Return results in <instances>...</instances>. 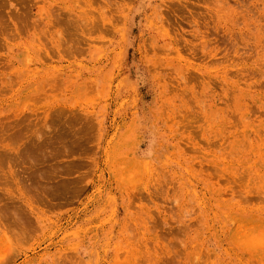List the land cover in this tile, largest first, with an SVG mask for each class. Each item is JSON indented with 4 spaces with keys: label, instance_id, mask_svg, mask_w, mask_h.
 I'll use <instances>...</instances> for the list:
<instances>
[{
    "label": "rangeland",
    "instance_id": "374dc122",
    "mask_svg": "<svg viewBox=\"0 0 264 264\" xmlns=\"http://www.w3.org/2000/svg\"><path fill=\"white\" fill-rule=\"evenodd\" d=\"M104 1L0 0V264H264V0Z\"/></svg>",
    "mask_w": 264,
    "mask_h": 264
},
{
    "label": "bare ground",
    "instance_id": "6f19581e",
    "mask_svg": "<svg viewBox=\"0 0 264 264\" xmlns=\"http://www.w3.org/2000/svg\"><path fill=\"white\" fill-rule=\"evenodd\" d=\"M103 1H104V0H103ZM105 1L109 3L111 0H105ZM105 1H104V2H105ZM48 10H49V9H48ZM75 20H76V18H75ZM75 20H74V21H75ZM74 21H71V22H74ZM90 21H91V20H90ZM64 22H65V21H64ZM69 22H70V21H69ZM77 22H78V21H77ZM67 23H68V21H67ZM67 23H66V24H67ZM74 23L77 24L76 22H74ZM74 23H73V24H74ZM79 23H81V24H80V27L82 28V32L84 33V29L86 28V23H88V20H83L82 22L80 21ZM60 24H64V23H63V22H60ZM68 24H69V23H68ZM70 24H72V23H70ZM71 26H72V25H71ZM76 26H77V25H76ZM76 26H75V27H76ZM78 28H79V27H78ZM76 30H77V28H76ZM78 31H79V30H78ZM76 32H77V31H76ZM34 38H35V35H34ZM35 41H36V40H35ZM37 43H38V42H37ZM38 44H39V43H38ZM41 47H42V46H41ZM57 51H58V49H57ZM60 51H61V50H59V52H60ZM48 52H49V50H48ZM53 53H54V52H53ZM0 155H1V154H0ZM0 158H1V157H0ZM13 204H14V203H13ZM13 208H16V207H13ZM17 209H18V208H17ZM9 227H10V225H9ZM11 227H12V225H11ZM2 228L5 229L4 226H2Z\"/></svg>",
    "mask_w": 264,
    "mask_h": 264
}]
</instances>
